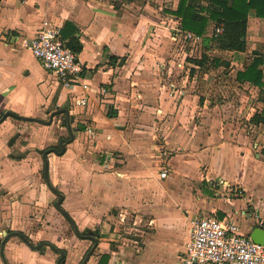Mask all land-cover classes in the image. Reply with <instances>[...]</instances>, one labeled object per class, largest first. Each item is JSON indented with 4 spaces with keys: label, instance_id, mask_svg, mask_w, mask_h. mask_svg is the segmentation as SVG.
Returning a JSON list of instances; mask_svg holds the SVG:
<instances>
[{
    "label": "crops",
    "instance_id": "obj_1",
    "mask_svg": "<svg viewBox=\"0 0 264 264\" xmlns=\"http://www.w3.org/2000/svg\"><path fill=\"white\" fill-rule=\"evenodd\" d=\"M177 3L0 0V245L10 232L24 234L33 213L57 197L45 168L62 194L60 205L69 219L62 215L74 224V233L91 232L95 249L103 245L84 264H116L113 256L121 250H110L94 232L98 224L107 231L105 224L116 214L122 222L132 213L133 225L141 228L133 227L138 232L131 238L120 228L110 232L116 236L112 241L129 246L134 259L128 264H161L165 252L169 264H181L191 221L198 215L232 217L249 236L256 227L264 229L259 225L264 222V160L251 159L252 153L262 156L264 148V124L251 120L264 111V102L258 87L236 80L255 52L264 53V18L249 13L245 50L211 47L225 56H213L219 58L218 67L209 64L200 71L175 54L170 35L179 19L166 8L173 10ZM43 19L78 28L85 91L62 88L28 48L14 42L15 36L31 38ZM111 56L125 60L119 65ZM223 66L230 70H217ZM227 93H235L237 102L221 98ZM82 95L87 103L75 104ZM227 111H237L244 120L227 118ZM68 124L73 139L56 153L60 140L70 137ZM79 125L84 130H77ZM163 167L167 174L161 178ZM178 180L188 193L186 201L178 199ZM227 195L234 198L229 202ZM175 225L181 229L173 238ZM103 254L109 255L105 263ZM0 264L56 260L12 234L3 244Z\"/></svg>",
    "mask_w": 264,
    "mask_h": 264
},
{
    "label": "built area",
    "instance_id": "obj_2",
    "mask_svg": "<svg viewBox=\"0 0 264 264\" xmlns=\"http://www.w3.org/2000/svg\"><path fill=\"white\" fill-rule=\"evenodd\" d=\"M60 29V26L43 19L31 38L15 36L14 42L18 46L28 48L42 66L53 74L62 88L73 90L75 87H80L85 91L88 84L82 79L83 68L75 52L61 36ZM221 31V27L218 26L208 35ZM171 38L178 45L187 41L190 45H198L202 42V36L181 29L179 24L174 28ZM181 56L185 60L187 53L183 51ZM159 67H164V63ZM169 87L174 89V83L169 82ZM99 91L105 93L106 89L102 88ZM74 102L77 105H85L87 98L82 95ZM88 132L92 133L93 130L88 128ZM166 174L167 170L163 167L159 171V176L164 178ZM234 196L227 195L225 199L230 202ZM242 213L245 214L244 211ZM259 225L263 227L264 222L259 221ZM188 235V241L180 255L181 264H264V245L254 242L249 235L241 233L232 217L198 215L191 221Z\"/></svg>",
    "mask_w": 264,
    "mask_h": 264
},
{
    "label": "trees",
    "instance_id": "obj_3",
    "mask_svg": "<svg viewBox=\"0 0 264 264\" xmlns=\"http://www.w3.org/2000/svg\"><path fill=\"white\" fill-rule=\"evenodd\" d=\"M199 1L202 3L195 4L192 0H178L176 8L168 11L179 19L181 29L202 36L205 49L199 57L193 58L191 62L208 70L209 66H205L206 62L214 67L219 65V58H210L207 52L211 47L219 50H245L248 14L253 13L256 17L264 18V0ZM211 25L213 28L220 26L222 31L208 36V29ZM60 33L67 45L77 55L82 49L78 28L72 22L66 21L61 27ZM111 59H119L118 64L120 65L124 62L125 56H111ZM263 67L264 53L255 52L249 63L242 70L237 71L236 80L258 87L259 99L264 102ZM251 120L254 123L264 124V111L254 113ZM77 130H84V126L79 125ZM262 152L264 153V148ZM66 217L69 219L68 216ZM72 226L75 227L74 224ZM108 257V254H103L101 259L105 263Z\"/></svg>",
    "mask_w": 264,
    "mask_h": 264
},
{
    "label": "rangeland",
    "instance_id": "obj_4",
    "mask_svg": "<svg viewBox=\"0 0 264 264\" xmlns=\"http://www.w3.org/2000/svg\"><path fill=\"white\" fill-rule=\"evenodd\" d=\"M195 4H201L202 2L199 0H192ZM169 3H172V0H169ZM170 6V4H168ZM169 10V8H166V10ZM213 29L212 26L209 27V31H211ZM172 35V34H171ZM170 35V39L176 43V41H174L171 38ZM176 51L175 54H182L181 52L185 51L187 53L186 56V61L190 62L193 58L195 57H199V55L201 54V52L204 51L205 49V45H204V41H202V43L198 44V45H190V42H185L184 44H180L178 45V43L175 46ZM182 49V50H181ZM208 54L211 57L213 56H220V57H224L225 54L223 53H219L217 51H213L211 48L208 51ZM183 58V56H182ZM185 61V60H184ZM189 66V65H187ZM205 66H209V64L206 62ZM190 68V67H189ZM217 70L219 71H229L230 69L227 66H223V67H219L217 68ZM200 71H205L203 68L200 69ZM208 97H211V94L209 93V91L207 92ZM224 99H228L229 101H236L238 100V96L234 93V94H226L225 97H221ZM238 112L237 111H232V112H225V115L227 116V118L231 119L234 117V119L236 120L237 118H240V121H243L244 119L241 117V115H237ZM200 116H197L195 118L199 119ZM65 119L62 116L60 123L64 124ZM243 125V124H241ZM247 128V127H246ZM64 137H66L67 135L63 134ZM261 150V149H260ZM261 155L258 154V156H254V153H252V160L255 161L257 159L263 161L264 160V153L261 150ZM180 181H177V188L179 190L178 192V199L180 200H188V193L186 192L185 188H181L180 187ZM253 183V182H252ZM254 186V184H253ZM49 188V187H48ZM254 188V187H253ZM50 189V188H49ZM56 196L54 195L53 197H50V200H48V202H44L43 206L40 207V210H37L36 212L33 213V216H31V218L29 219L31 222L29 223L28 228H26V232L22 231L24 234H26V236H29V233H34L35 237L34 238H30V240L33 243H39L42 240H45L46 242L48 241L49 243H53L55 245L56 248L58 249H62L64 252L63 258L60 260V264H79L81 262L82 257L84 256V254L86 253V250H88V248L90 247V241L86 240V239H82L80 236L76 235L73 231V226L72 224L67 220V218H65L61 211H59L56 207H55V202H56ZM264 199V198H263ZM62 206V205H61ZM63 207V206H62ZM64 208V207H63ZM65 209V208H64ZM66 210V209H65ZM131 214H127L126 216L128 217V219L125 217L124 221L122 220V222H119V220H121L120 216H118L117 214L116 216V220L114 221L113 217L110 218L107 221V224H105L107 231H105V227H100L99 224L97 226H95V234L97 236V238L99 239L98 242L103 241L108 243V247L110 248V250H121V253H118V255H114L113 256V263L115 262L117 264V260L119 264H128V262H131V260L134 259V257H132L130 255V253L128 252V250L130 249L129 246H126V244L121 242H114L112 241L113 238H115V235H111L110 232H114L115 229H119L120 232L122 233L123 236H128V237H134L133 234H136L138 231L134 230L133 227L138 228L139 231H141L140 225L136 224L133 225L132 223V219H131ZM37 215V216H36ZM35 216L37 219H35ZM127 220V221H125ZM82 225V224H80ZM95 224H93L94 226ZM78 230L81 231L83 228L77 226ZM173 231L171 232V234L173 235V238H175L178 234H180V227L178 225L173 226ZM109 230V231H108ZM105 231V232H103ZM86 232V230L83 231V234ZM23 234V236L29 241V238H27L25 235ZM140 234V232H139ZM105 236L108 237L107 240H105ZM181 237H177V239L179 240ZM126 241V240H125ZM177 241V240H176ZM30 242V241H29ZM102 245V244H101ZM118 245L122 246L121 249L120 247H118ZM41 250L43 251H48L50 254V258H52L53 260H56V258H58L59 256V252L58 250L54 249L52 250L51 248L47 247V245H40L39 246ZM100 248H103V245L101 247H96V249L94 248L93 250V254L92 256H94L97 252L98 254H100ZM124 250V251H123ZM57 251V252H56ZM119 257V258H118ZM90 258V257H89ZM88 258V259H89ZM163 258L165 259V261L161 264H169L168 262V253L165 252ZM89 261V260H87ZM112 262V261H111ZM132 264V263H130Z\"/></svg>",
    "mask_w": 264,
    "mask_h": 264
},
{
    "label": "water",
    "instance_id": "obj_5",
    "mask_svg": "<svg viewBox=\"0 0 264 264\" xmlns=\"http://www.w3.org/2000/svg\"><path fill=\"white\" fill-rule=\"evenodd\" d=\"M65 112L67 113L66 110H65ZM6 115H9V112L4 113L3 116H6ZM52 116H53V113L50 114V119L47 121V123L50 122ZM0 120H1V119H0ZM68 129H69L70 137H69L67 140H65V139H64V140L61 139L60 142H59L60 150L54 149V150H53L54 152H56V153H61V152H63L64 149H65V143H66V142H69V141H71V140L73 139V132H72V130H71L69 124H68ZM46 153H47V150L43 152V158H44V160H45V158H46ZM45 179H46V182L48 183L49 187L51 188V190L57 195V200H56V202H55V207H56L59 211L63 212V214H64L65 216H67V214L63 211V209H62V207H61V205H60V203H61L62 200H63L62 194H61L60 192H58L57 190H55V189L52 187V185H51V183L49 182V179H48L47 169H46V168H45ZM12 234L20 236V237H21V238H22V239H23V240H24V241H25V242H26L31 248H33V249H37V248H39V246L42 245V244L47 245V246H49V247L52 248V249H55V250L57 249L58 252H59V256H58V258L56 259V264H60V260L63 258V255H64V252H63L62 249H58V248H56L53 244H51V243H49V242H46V241H42V242H39V243H37V244H33V243L29 242V241L23 236V234H22L21 232H10V233L8 234V236H9V235H12ZM77 234H78V233H77ZM8 236H6V237L2 240V242H1V245H0V254H2L3 244H4V242H5V240H6V238H7ZM250 238H251L254 242L259 243V244H263V245H264V229H263V228H259V227L254 228V229L251 231V233H250ZM95 245H96V241L94 242L93 246H92V247L89 249V251L87 252V254H86V256H85V258H84L82 264H84V263L87 261L88 257L91 255V252L93 251Z\"/></svg>",
    "mask_w": 264,
    "mask_h": 264
},
{
    "label": "flooded vegetation",
    "instance_id": "obj_6",
    "mask_svg": "<svg viewBox=\"0 0 264 264\" xmlns=\"http://www.w3.org/2000/svg\"><path fill=\"white\" fill-rule=\"evenodd\" d=\"M81 238H84L88 241H90V247L88 248V250H86V253L84 254V256L81 259V262L79 264H82L87 252L89 251V249L91 248V246H93L94 242H97V239L91 234V232H85L84 234L80 235ZM95 248V247H94ZM57 252V251H56ZM93 252V251H92ZM59 254V253H58Z\"/></svg>",
    "mask_w": 264,
    "mask_h": 264
}]
</instances>
